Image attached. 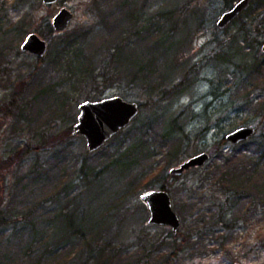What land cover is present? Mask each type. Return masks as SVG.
Returning a JSON list of instances; mask_svg holds the SVG:
<instances>
[{"label":"rangeland","instance_id":"374dc122","mask_svg":"<svg viewBox=\"0 0 264 264\" xmlns=\"http://www.w3.org/2000/svg\"><path fill=\"white\" fill-rule=\"evenodd\" d=\"M237 1L58 0L47 9L42 0H0V217L18 224L0 222V264L35 261L51 242L60 212L70 213L83 235L65 257L89 242L111 264H161L147 248L175 240L181 249L172 264H264L263 205H246L231 229L205 223L189 230L204 203L225 199L217 179L205 181L215 165V174L228 171L233 145L222 138L241 126L253 127L254 136L264 133V67L246 69L253 56L264 61V22L255 21L257 40L247 41L238 22L227 31L216 26ZM63 7L73 20L59 38L50 26ZM262 10L253 0L248 12L253 17ZM30 33L46 40L44 57L21 51ZM231 38L241 40L234 41L242 57L228 51ZM181 82L174 97L161 96ZM113 96L136 102L139 113L88 153L84 138L72 134L78 105ZM200 152L212 156L205 166L170 176L171 168ZM248 156L230 164H247ZM160 174L184 241L164 239L168 227L147 223L140 195L160 189ZM183 185L194 195L181 192ZM250 196L261 201L253 191ZM189 197L199 203L194 210Z\"/></svg>","mask_w":264,"mask_h":264},{"label":"trees","instance_id":"16d2710c","mask_svg":"<svg viewBox=\"0 0 264 264\" xmlns=\"http://www.w3.org/2000/svg\"><path fill=\"white\" fill-rule=\"evenodd\" d=\"M262 8L264 9V0H260ZM41 3V2H40ZM253 0H250L249 6L247 9L242 12L238 17H236L231 23L238 22V33L242 36V40H252L257 38L255 37L253 25L255 21L259 18L260 22H264V11H260L256 13L253 17L249 15L250 12L248 10L251 7ZM248 12V13H247ZM248 16V17H247ZM247 17V20H244ZM50 32L53 33V29L50 26ZM229 27L225 28V31L228 30ZM56 37L63 38V33H54ZM241 41L237 38H231V43L228 42V51L232 56L238 57L242 54L239 46L235 45V41ZM71 44V43H70ZM67 47V43H65ZM220 46V45H219ZM236 48L235 51L230 50L229 48ZM215 57H219V53L215 55ZM242 57V56H240ZM253 63L247 64V68H255L260 70L261 67H264V61L257 59L256 56L252 58ZM182 88V82L177 84L176 86L169 89V91L160 90L161 96H165L171 99L174 95ZM168 94V95H167ZM167 98V99H169ZM165 99V98H164ZM166 99V100H167ZM69 135L71 134V130L69 129ZM173 133V128H169L165 133V137H170ZM222 143H227V141L222 138ZM253 145L256 147L255 150L252 149H243L245 146ZM129 148V147H128ZM127 150V149H126ZM23 154V152H22ZM248 156L249 163L241 165H232L230 162L232 161H244ZM210 159L212 156L209 154ZM23 157V156H22ZM244 158V159H243ZM227 161V158H224ZM119 157L113 160V163H118ZM3 164L9 165V160L3 162ZM228 171H223L221 173H217V169L220 168L218 165H215L213 171L208 174V177L205 181L207 184L211 185L212 179H217L216 183L220 184L219 192L221 195H224L225 199L222 202H217V204H212L207 201L206 207L204 209H198L197 213H194L196 219H193V223L190 225L189 230L192 231L193 227L198 225H204L205 223H209L212 226H219V230L223 229H231L237 223L238 214L246 205H263L264 206V133L259 134L258 136H253L247 141L241 142L238 145L232 146L229 150L228 154ZM239 174V175H238ZM171 176V175H170ZM166 176V177H170ZM239 176V177H238ZM244 177V181L240 182L239 179ZM254 176L256 179L254 180ZM156 182L159 180V188L161 190H166L168 185L167 181H164V176L159 175L156 177ZM176 178V177H175ZM243 178V177H242ZM238 180V182H237ZM247 186L246 189L242 190L239 186ZM158 185V183H157ZM184 186V185H183ZM250 188V189H249ZM252 188V189H251ZM167 191V190H166ZM193 193L192 189H188L187 186L181 187V192ZM250 191H253L254 194L258 195L259 202H254L252 197L250 196ZM174 194L177 193V189L175 188ZM188 209L194 210L198 202L195 204L194 198L189 197ZM186 207V208H187ZM58 220L59 226L56 227L55 232L52 234V240L48 245L44 244L42 248L40 247V254L36 257V260L29 264H111L108 255L104 254L100 246H90L89 242H83L84 246L79 248L74 253L67 254L65 257L66 249L72 247L69 245H73L74 241L77 238H81L83 240L82 229L77 226L70 213H58L55 215ZM13 217L8 216V218H4V216L0 217V222L8 223V226L18 227L17 220L12 219ZM194 225V226H193ZM188 230V231H189ZM183 235L180 230L173 235L171 230L167 231L166 235L163 237L164 239H179ZM189 237H186V239ZM97 239H94V243L98 245ZM151 243L148 249L149 258L155 257V255H160L161 264H172V259L177 257L181 244L176 243L175 240L172 243H166L167 246H164V243ZM162 244V246H160ZM170 244V245H168ZM31 250V247H29ZM167 252H164V250ZM158 251V252H157ZM33 257L34 255L31 254ZM153 256V257H152ZM32 260V259H31Z\"/></svg>","mask_w":264,"mask_h":264},{"label":"water","instance_id":"95a60500","mask_svg":"<svg viewBox=\"0 0 264 264\" xmlns=\"http://www.w3.org/2000/svg\"><path fill=\"white\" fill-rule=\"evenodd\" d=\"M58 0H42L47 9L51 8ZM250 0H238L225 11L217 20L218 29L226 28L249 5ZM73 20V13L63 7L52 18L51 27L55 33L65 32ZM20 49L24 53L37 58L45 56L48 50L46 40L36 33L28 34L21 43ZM264 51V45L262 46ZM78 116L73 125L72 134L83 137L88 153H94L103 147L110 139L124 130L138 115L139 106L136 102H129L119 96L104 98L98 101H84L78 105ZM256 135L251 126H241L228 132L224 139L235 146L247 141ZM210 160L206 152H200L171 168L169 174L180 177L184 172L205 166ZM141 201L146 205L149 213L148 225L164 226L175 235L181 227L180 217L173 209L172 199L166 190H152L140 195ZM239 264V263H235Z\"/></svg>","mask_w":264,"mask_h":264},{"label":"flooded vegetation","instance_id":"af4514ba","mask_svg":"<svg viewBox=\"0 0 264 264\" xmlns=\"http://www.w3.org/2000/svg\"><path fill=\"white\" fill-rule=\"evenodd\" d=\"M30 55H31V54H30ZM33 56H34V55H33ZM169 229H170V228H169ZM179 230H180V229H179ZM179 230H178V231H179Z\"/></svg>","mask_w":264,"mask_h":264}]
</instances>
